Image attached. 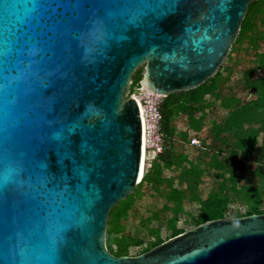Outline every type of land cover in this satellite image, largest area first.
I'll return each instance as SVG.
<instances>
[{
	"label": "water",
	"instance_id": "95a60500",
	"mask_svg": "<svg viewBox=\"0 0 264 264\" xmlns=\"http://www.w3.org/2000/svg\"><path fill=\"white\" fill-rule=\"evenodd\" d=\"M253 0H0V264H264V212L137 255L107 245L141 183L133 75L165 94L215 76Z\"/></svg>",
	"mask_w": 264,
	"mask_h": 264
},
{
	"label": "rangeland",
	"instance_id": "374dc122",
	"mask_svg": "<svg viewBox=\"0 0 264 264\" xmlns=\"http://www.w3.org/2000/svg\"><path fill=\"white\" fill-rule=\"evenodd\" d=\"M246 16L250 25L217 74L189 95L186 108L171 104L165 148L173 153L172 163L154 159L149 179L111 208V252L140 254L206 215L264 212V94L254 88L264 77V0H256ZM138 69L143 73L144 66ZM248 128L253 138L244 137ZM194 136L201 146L190 144Z\"/></svg>",
	"mask_w": 264,
	"mask_h": 264
},
{
	"label": "built area",
	"instance_id": "2783aa9c",
	"mask_svg": "<svg viewBox=\"0 0 264 264\" xmlns=\"http://www.w3.org/2000/svg\"><path fill=\"white\" fill-rule=\"evenodd\" d=\"M128 95L136 97L140 104L143 118L144 151L146 152L145 170L147 171L152 161L166 147L167 134L163 126L162 112L166 95L155 93L145 88L141 78L136 81L132 80ZM190 144L201 146V140L197 136H194L191 138Z\"/></svg>",
	"mask_w": 264,
	"mask_h": 264
},
{
	"label": "trees",
	"instance_id": "16d2710c",
	"mask_svg": "<svg viewBox=\"0 0 264 264\" xmlns=\"http://www.w3.org/2000/svg\"><path fill=\"white\" fill-rule=\"evenodd\" d=\"M255 3H256V0H253L249 7L253 6ZM249 25H250V20L246 16L244 21H243L242 28H241L240 32L244 33V31L247 29V27H249ZM140 78H142V72H141L140 69H138L135 72V74L133 75V79H134V81H136V80H139ZM254 88L256 90H259L260 92H262L264 94V77L261 78V80H257L255 82ZM197 90H198V87L195 88V89L189 90L188 91V95L186 96L185 99L182 96V91L171 93V94H169L168 96L165 97V100H164V103H163V106H162V112H163V126H164V130L166 131V134H167V141H168L169 132H170L171 115L173 113V110L170 107L171 104L175 103V104L179 105L182 109L186 108V100L188 99L189 95L192 92H196ZM244 137H246V139L253 138L254 137L253 129L252 128H248ZM166 149L167 148H165L163 150V152H161L158 155V157H159V159L161 161L165 162L166 164H171L172 163V159H173V153L169 149H167V150ZM221 153H223V152H221ZM148 179H149V175H148V171H147V172H145L142 181L143 180H148ZM251 213H255V211L250 212L248 214H251ZM218 217H222V216L206 215L203 218L202 222L210 220V219L218 218ZM175 234L176 233H174L173 235H175ZM160 242L161 241H159L157 244H159Z\"/></svg>",
	"mask_w": 264,
	"mask_h": 264
},
{
	"label": "bare ground",
	"instance_id": "6f19581e",
	"mask_svg": "<svg viewBox=\"0 0 264 264\" xmlns=\"http://www.w3.org/2000/svg\"><path fill=\"white\" fill-rule=\"evenodd\" d=\"M146 152L144 151V155H143V168H142V176H141V180L143 179V176H144V174H145V172H146V170H145V167H146Z\"/></svg>",
	"mask_w": 264,
	"mask_h": 264
},
{
	"label": "flooded vegetation",
	"instance_id": "af4514ba",
	"mask_svg": "<svg viewBox=\"0 0 264 264\" xmlns=\"http://www.w3.org/2000/svg\"><path fill=\"white\" fill-rule=\"evenodd\" d=\"M110 251V250H109ZM113 253V252H112ZM115 254V253H114ZM115 255H117V256H119V255H123V254H115Z\"/></svg>",
	"mask_w": 264,
	"mask_h": 264
}]
</instances>
